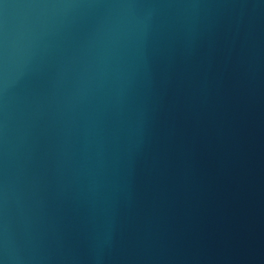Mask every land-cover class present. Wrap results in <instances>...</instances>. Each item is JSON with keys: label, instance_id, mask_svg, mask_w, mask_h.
Masks as SVG:
<instances>
[{"label": "water", "instance_id": "water-1", "mask_svg": "<svg viewBox=\"0 0 264 264\" xmlns=\"http://www.w3.org/2000/svg\"><path fill=\"white\" fill-rule=\"evenodd\" d=\"M0 264H264V0H0Z\"/></svg>", "mask_w": 264, "mask_h": 264}]
</instances>
